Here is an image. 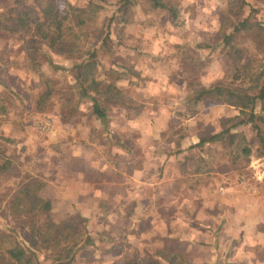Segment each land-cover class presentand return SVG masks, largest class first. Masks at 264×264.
I'll return each instance as SVG.
<instances>
[{
    "label": "rangeland",
    "instance_id": "1",
    "mask_svg": "<svg viewBox=\"0 0 264 264\" xmlns=\"http://www.w3.org/2000/svg\"><path fill=\"white\" fill-rule=\"evenodd\" d=\"M158 1L163 8L154 9L149 0H132L126 6L125 0L28 1L31 8L38 9L41 4L45 16L51 19L67 11L69 5L86 9L83 17L86 16L87 25L74 58L46 51L47 58L43 56L44 49L36 54V67L25 55L18 36L0 33V148L14 167L0 180V196L11 193L20 182L40 180L46 183L41 196L51 201L52 215L57 221L68 217L89 220L90 229L100 233L96 236L98 245L84 247L73 264H128L159 251L158 246L164 244L159 235L166 232L167 224H176L172 209L167 210L166 218L158 217L163 205L170 203L152 199L156 190L162 192L156 184L158 179L165 175L168 178L164 160L169 156H178L173 163L182 175L210 169L224 181L245 182V188L254 193L246 199L250 209L256 214L264 213V156L251 125L239 129L253 149L248 160L240 159V165L233 160L235 146L227 145V140L192 152L194 159L186 165L177 163L186 138L212 136L222 129L223 118L235 115L233 108L215 104L211 97L196 102L197 91L218 82L235 87L240 84L233 79L241 62L225 37L232 32L233 24L245 19L264 25V0ZM11 6L12 1L0 0V14ZM232 45L256 59L250 67L253 74L262 72L258 66L262 57L251 34L241 31ZM88 51H97L96 77L108 84L115 83L123 94L121 100L100 98L107 111L102 121L93 116L92 101L75 96L74 67L79 63L76 58ZM50 58L61 68L54 70L48 62ZM51 79L54 90L63 91L64 97L77 105L66 107L57 94L49 108L40 112L36 101ZM160 116L163 117L157 119ZM261 127L264 136V125ZM111 129L116 133H111ZM115 144L132 150L130 156L114 154ZM94 149V164L85 170L81 156L92 155ZM124 157H132V162L121 164ZM254 158H261V165ZM98 178L109 188L111 201H105V205L81 199L88 188L93 189L94 179ZM145 180L156 184L149 185V190L143 189L148 200L145 204L151 205L148 209L143 203L137 208L139 201L133 202L136 192L141 191L139 181ZM86 182H90V187ZM206 182L205 178L197 183ZM223 182L217 183L216 188L224 186ZM191 183L187 181L188 185ZM177 190L178 198L181 191ZM252 200L261 207L256 209L258 205ZM3 206L0 229L9 231L29 248L21 223L4 212ZM174 228L179 235L178 226ZM167 244L176 245L194 264L195 257L188 253L184 243L174 238ZM257 252L264 258L263 250ZM51 258L50 252L32 249L24 264L29 260L50 264Z\"/></svg>",
    "mask_w": 264,
    "mask_h": 264
},
{
    "label": "trees",
    "instance_id": "2",
    "mask_svg": "<svg viewBox=\"0 0 264 264\" xmlns=\"http://www.w3.org/2000/svg\"><path fill=\"white\" fill-rule=\"evenodd\" d=\"M13 6L6 8L0 14V33H7L11 36H18L22 43V49L30 59L33 66L38 65L39 57L36 54L41 51L43 56L48 58V53L64 55L74 58L73 54L79 51L80 36L84 33L86 24V9L68 6V10L57 15L55 18H47L42 5L31 8L28 5L30 0H10ZM41 1V0H39ZM58 1V0H57ZM153 2L154 9L164 6L158 0ZM132 0H125L124 5L130 4ZM97 6V5H96ZM92 13L96 10L92 9ZM74 15V16H73ZM94 15V14H93ZM232 32L225 37L228 46H232L236 58L241 67L235 70L236 75L233 81L240 82L237 87L232 84L218 82L209 87H201L197 91L196 102L204 98H212L218 105H226L235 110L232 117L223 118L222 129L212 136H200V142L190 146V150H205V146H213L227 140V145L235 146L233 152L234 162L240 159L248 160L253 149L248 145L245 133L239 131L242 127L251 125L262 146L264 156V136L261 124L264 125V25L250 23L248 19L233 24ZM241 31L251 34L256 41L257 48L262 59L259 67L262 72L253 74L250 70L255 58H251L244 49L232 45L233 40ZM201 48V47H199ZM203 49V48H201ZM97 51L85 52L84 56L79 55L76 60L79 63L74 67L76 72L75 96L80 100L89 99L93 103V116L98 120H105L107 117L106 108L101 106L100 98H116L121 100L123 94L115 83H105L96 77L99 67ZM40 53V52H39ZM50 66L56 70L61 68L55 65L51 58L48 60ZM243 83H247L244 86ZM54 81L47 80L46 87L40 92L36 106L40 112L47 110L55 95L63 99L66 107L77 105L71 98L64 97V92L58 93L54 90ZM76 100H79L76 98ZM105 100V99H104ZM60 102H62L60 100ZM180 146V145H179ZM231 154V152H230ZM200 161H205L200 159ZM14 169L12 160L0 148V180ZM205 169V172H210ZM46 183L36 179H29L26 182L18 183L11 193H4L0 196V207L3 211L21 223L22 231H25L27 243L31 246L26 248L22 243L13 237L9 231L0 229V264H24L26 256L34 251L50 252V264H73L77 254L87 246H97L96 236L100 235L92 231L88 226L89 220L82 217H68L65 220L57 221L52 215V203L41 196V191ZM12 218V219H13ZM174 239L166 237L160 239L164 242L158 246L159 251L149 257L128 264H193L182 250L169 247L167 241ZM32 248V249H31ZM27 264H34L29 260Z\"/></svg>",
    "mask_w": 264,
    "mask_h": 264
},
{
    "label": "crops",
    "instance_id": "3",
    "mask_svg": "<svg viewBox=\"0 0 264 264\" xmlns=\"http://www.w3.org/2000/svg\"><path fill=\"white\" fill-rule=\"evenodd\" d=\"M157 123H159L158 120ZM111 133L115 134L116 130L111 129ZM153 136L154 138L157 137L155 134ZM197 137V139L192 140L186 138L182 142L180 150H182L183 155L181 156L182 153L179 154L181 157L177 161L178 164L186 165L194 159L191 156L192 152L200 149L190 150V146L200 142V136ZM148 149L151 150V148ZM113 152L128 157L132 150L115 144ZM95 153L96 150L94 149L92 155L81 156L84 160L83 165L86 166L84 167L85 170L94 164ZM187 153L189 155L186 156ZM126 157L121 158V164L132 162V157L130 159ZM177 157L165 158L164 171L168 172L169 175L168 178L165 175L164 178L158 179L160 182L156 184L160 188L162 187V192L156 190V194L152 198L154 201L160 200L170 203L163 205L162 214H159L158 217L166 218L167 210L172 209V219H176V224H167L166 232L159 236L161 238L170 236L184 243V246L188 248V253L195 257L194 264H264V258H260L257 252V250L264 251V230H262L264 228V213L257 210L256 214L254 210L250 209L246 199L247 196H252L254 193L245 188L246 183L237 181L238 183L234 184L233 180L224 181L217 177V173L213 174L211 171L197 170L187 176L182 175L181 172L177 173L175 163H173ZM254 160H258L261 165V158H254ZM205 178L207 182L203 185L197 183ZM186 180H190L192 183L188 185ZM97 181H99V186H97ZM94 182L93 189L88 188L90 182H86L85 185L88 190L82 194L81 199H84L85 202L88 199V201L92 200L94 204L104 203L105 205V201H111V197L108 196L110 194L108 185L100 178L94 179ZM220 182H223L224 186L220 185L216 188L217 183ZM139 183L141 191L136 192L133 202L139 201L137 208L140 207V203H143L145 208H150L151 205L145 204L148 203V200L144 198L146 195L143 194V189L149 190V185L154 186L156 184H153L152 180L139 181ZM175 189H178L177 192L181 191L178 198L175 196ZM151 193L153 194L154 191ZM152 199H149L151 203H153ZM257 199L259 200V198ZM252 202L255 203V206L258 205L256 209L261 207L258 202L253 200ZM175 206L176 208H174ZM176 225L178 226L177 231L180 232L177 236L174 228ZM253 253L256 256H253Z\"/></svg>",
    "mask_w": 264,
    "mask_h": 264
}]
</instances>
